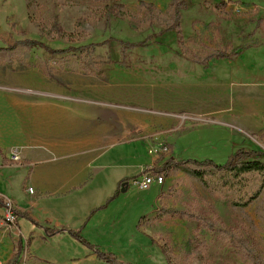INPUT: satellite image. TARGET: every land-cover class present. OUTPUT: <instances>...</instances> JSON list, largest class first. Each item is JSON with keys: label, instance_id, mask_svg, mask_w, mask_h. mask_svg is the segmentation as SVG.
Masks as SVG:
<instances>
[{"label": "rangeland", "instance_id": "1", "mask_svg": "<svg viewBox=\"0 0 264 264\" xmlns=\"http://www.w3.org/2000/svg\"><path fill=\"white\" fill-rule=\"evenodd\" d=\"M145 1L165 9L171 0ZM187 1L191 7L183 14L185 29L180 44L175 36L173 41L163 37L147 48L146 59L125 57L128 67L98 56L101 49L86 57H52L31 51L26 61L27 50L21 46L10 61L0 51V106L7 105L8 95L18 90L100 89L96 98L115 104L118 120L132 115L130 133L118 135V139L141 137L127 146L126 153L133 155L132 147H138L146 164L154 157L148 152L149 139L169 143L171 150L164 153L168 158L213 160L219 165L244 147L264 152V44L255 42L260 36L264 39V21L251 39L246 38L251 25H257L258 16L264 13V0H242L248 2L247 7L232 0L227 7H220L221 0ZM113 2L0 0V40L13 45L23 32L50 40L46 29L66 40L59 34L62 29L73 34L71 40L103 41L110 35L103 6ZM127 7L142 21V26L129 34L134 42L152 26H168L167 16L142 11L137 0H128ZM80 17H85V22L76 27ZM191 21H195L193 26ZM235 23L240 24V51L245 49L240 58L233 55L236 32L228 30ZM123 29L117 25L113 33L120 34ZM250 41L257 45L247 46ZM224 49L231 57L214 58L207 64L202 61L207 54ZM43 54L54 77L42 67ZM117 57L124 58L121 54ZM146 120L152 125L145 124ZM169 176L159 204L157 186L149 190L131 186L126 192L120 187L108 211L124 220L123 228L118 227L107 242L131 243L127 246L132 264H264V187L258 173L235 175L212 169L202 182L182 168ZM182 210L200 218L172 215V211ZM31 240L34 254L46 258L44 264L63 260L58 241L45 234ZM99 261L78 263L109 264ZM22 264H34L27 251Z\"/></svg>", "mask_w": 264, "mask_h": 264}, {"label": "crops", "instance_id": "2", "mask_svg": "<svg viewBox=\"0 0 264 264\" xmlns=\"http://www.w3.org/2000/svg\"><path fill=\"white\" fill-rule=\"evenodd\" d=\"M191 22L193 26L195 21ZM229 28L237 33L234 41L240 44V26ZM181 29H185V16ZM26 92L18 90L8 95V104L0 106V198L10 200L39 225L27 218L9 225L5 208H0V264H8L22 236L35 240L44 234L61 244L58 250L64 258L57 264L99 263L96 248L132 264L127 246L131 243L107 242L124 223L108 210L118 187L128 191L135 186L131 179L141 175L142 167H161L168 157L154 156L146 164L138 147H132L133 155L127 154V146L141 138L118 139V135L130 133L132 115L118 120L116 105L96 98L100 89L44 88ZM14 154L20 159L14 160ZM165 177L163 187L155 185L160 189L158 204L170 178ZM70 230L81 233L90 245L81 243ZM26 251L30 262L45 263L46 258L34 254L31 242Z\"/></svg>", "mask_w": 264, "mask_h": 264}, {"label": "trees", "instance_id": "3", "mask_svg": "<svg viewBox=\"0 0 264 264\" xmlns=\"http://www.w3.org/2000/svg\"><path fill=\"white\" fill-rule=\"evenodd\" d=\"M127 1L128 0H116V1L114 0L112 4H106L103 6L102 15L105 16L107 19L109 26V34H110L103 41L71 40V38L69 37H72L73 34L61 29L59 31L60 32L59 34L62 37L68 38L66 40H62L59 39L60 36L56 38L55 35L51 33V31L46 29L47 32L45 33H47L51 37L50 40L48 39V37H44L42 35L32 36L23 32L21 37L18 38L13 45H5L0 40V51L5 52V54L8 55L7 56L8 60L10 61L14 59V55H18L17 49L19 46H21L25 50H27V54H25L23 58V60L26 61L30 57L31 51H42L45 54H48L49 56L52 57L53 56L63 57L67 55L76 56V57H86V56H92L94 53H96V49H101V53L98 56L106 57V59L110 63L112 62L115 64H121L124 67H128L130 66V63L125 61L126 58H128L129 60H134V58L135 60L146 59L148 53L147 48L152 44H156L158 40H162L163 37H165V40H172L173 37L175 36L176 38H178L180 44V36L182 34L181 26L183 23V14L186 12L187 9L191 7L190 1L171 0L168 6L166 7V10L163 11L162 9L157 7V5L154 4L153 2H147L145 0H137L138 6L142 11L147 9L151 13H153V11H156L157 13H163L165 16H167L169 20L166 29L152 26L147 33H145L141 38L137 39L138 40L137 42H134L135 40H133V37L130 36L129 34L132 31L137 30L140 26H142V21L134 17V15L127 7ZM229 1L230 0H221L220 7L227 6ZM232 1L238 3L243 2V4L248 5V2H244L242 0H232ZM263 17H264V13H260L256 22L258 26L252 25L250 29L247 31L248 34H246V38L250 37L251 39V36L254 34V30L256 31V28L258 30L261 29L262 23L264 21ZM84 22H85V17H80L76 21V27L82 26ZM120 24L123 25L124 27L123 31H121L120 34L113 33L114 28ZM235 25L240 26V24L238 23H235ZM238 34H240V32ZM257 41H258L257 44H264V39L261 36L255 42ZM255 42L250 41L247 43V46L255 47L257 45ZM122 48L123 50L120 51ZM244 50L245 49L240 51V44L237 43L234 44V48H233V53H234L233 55H235L234 57L240 58ZM120 54L121 56H124V58L117 57ZM134 54L135 55L139 54V55L133 57ZM40 57L43 61L42 67L45 70L46 74L50 77H54L52 71L46 64V61H44L45 55L44 54L40 55ZM227 57H231V56H229V54L224 49L223 51L222 50L217 51V53L215 54L214 53L207 54L202 59V61L204 62V64H207L210 60L214 58L225 59ZM196 64H203V63L196 62ZM148 142H149L148 152L150 148H154V147L159 148V147L167 146L171 149L169 143L164 142L163 143L164 146L163 145L160 146L159 141L149 139ZM159 157L163 158L166 156L164 153H162ZM182 168L187 171H191L196 176V178H198L202 182L206 179L207 174L210 173L212 169H217L218 171H226L227 173H233L235 175L258 173L263 178V183H261L262 184L261 186L264 187V152L259 151L256 148L247 149L244 147L240 149V153H238L236 156L230 157L229 160L222 165L215 163L213 160H204V161H200L197 159L178 160L175 157H170L165 160V162L161 167L153 168V172L164 174L166 176ZM119 189L120 188L118 187L116 194L118 193ZM259 192L260 191H257V193ZM6 206H7L6 202L2 198H0V208L3 207L6 208ZM12 210L17 220L20 218H27L36 225H39L29 216L28 213L21 212L17 210L15 207H13ZM172 215L186 219L200 218V216H196L194 214H191L189 211H185V210L172 211ZM69 233L73 237L77 238L81 243L85 245H90L88 241L78 231L76 232L70 230ZM31 239H32L31 237L26 239L23 236L20 238L17 244V250L15 254L12 256V258L8 261V264H21L23 253L26 251L27 245L30 244V242L32 241ZM95 251L97 253V257L99 260H104L109 264H130L127 262L120 261L119 258L113 253L103 252L99 248H96Z\"/></svg>", "mask_w": 264, "mask_h": 264}, {"label": "built area", "instance_id": "4", "mask_svg": "<svg viewBox=\"0 0 264 264\" xmlns=\"http://www.w3.org/2000/svg\"><path fill=\"white\" fill-rule=\"evenodd\" d=\"M160 146H164V142H159ZM171 150L169 147H159V148H150V155L160 156L162 153H167ZM14 160H19L20 157L17 154L13 155ZM165 175L154 173L152 166H144L141 168V175L134 177L131 179V183L138 187L140 190H149L153 186L157 185L159 187H163L165 183ZM29 192L33 193L34 189L32 187L29 188ZM7 206L5 208V222L9 225L15 224L17 222L16 216L13 212V203L10 200L5 201Z\"/></svg>", "mask_w": 264, "mask_h": 264}]
</instances>
